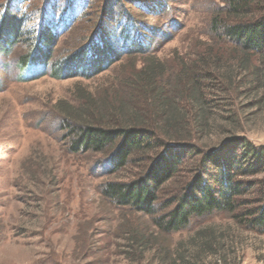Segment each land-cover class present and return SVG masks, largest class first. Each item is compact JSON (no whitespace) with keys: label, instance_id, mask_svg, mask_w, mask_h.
Segmentation results:
<instances>
[{"label":"rangeland","instance_id":"1","mask_svg":"<svg viewBox=\"0 0 264 264\" xmlns=\"http://www.w3.org/2000/svg\"><path fill=\"white\" fill-rule=\"evenodd\" d=\"M11 1L0 0V11ZM69 1L19 0L14 10L28 14L22 31L36 30L51 19L52 10L66 8ZM87 1L83 12L58 32L47 66L24 68L21 60L32 48L23 34L0 49V264H151L148 254L144 263L129 262L122 254L123 239L118 232L122 219L137 223L142 217L105 201L101 191L106 182L139 176L156 152L139 150L115 169L110 163L112 149L72 152L62 125L67 110L84 114L89 105L83 99L86 95L107 103L115 96L143 103V92L129 85L133 70L142 65L138 53L121 51L120 60L90 78L51 74L54 63L94 37L102 12L111 3ZM119 1L117 5L112 2V9H126L133 23L142 22L141 42L148 48L147 56L165 63V79L176 73L181 57L194 61L211 43V19L224 5L223 0ZM122 18L107 20L103 24L106 32L119 27ZM252 62L264 69V59L255 57ZM233 65L225 62L220 75L229 74ZM217 78L222 87L221 77ZM217 90L205 91L221 104L210 114L197 147L216 146L231 135L264 144L262 92L248 87L246 78L236 71L235 89ZM196 159L194 155L183 163L159 189V203L181 192L193 175ZM197 231L211 232L219 251L204 253L199 264H264V230L241 227L228 214L215 211L192 219L169 240L191 258L200 239Z\"/></svg>","mask_w":264,"mask_h":264},{"label":"trees","instance_id":"2","mask_svg":"<svg viewBox=\"0 0 264 264\" xmlns=\"http://www.w3.org/2000/svg\"><path fill=\"white\" fill-rule=\"evenodd\" d=\"M113 1L116 5L120 2L111 0L87 45L54 63L50 72L58 78H90L120 60L121 51L138 53L142 65L133 68L129 85L143 92V103H135L131 97L115 96L107 103L83 96L90 105L84 114L73 109L63 114L69 148L99 153L112 149L110 163L115 169L139 150L156 152L136 178L103 185L102 199L142 217L137 223L122 219L118 230L122 254L136 263L146 262L148 254L151 264H199L204 253L219 252L211 232L197 231L200 239L191 258L169 240L192 219L220 211L241 227L264 230V144L254 145L244 136L231 135L216 146L197 147L210 114L221 104L207 90L235 89L236 71L246 78L248 87L264 95V69L252 62L255 57L264 59V0H223V8L211 19V43L194 61L181 57L176 73L168 79L165 63L147 56L148 48L141 42L142 22L133 23L126 9L114 11ZM17 3L19 0H13L1 8L0 49L25 35L32 50L21 60L24 68L47 66L58 32L68 28L89 4L87 0H70L66 8L52 10L51 19L41 22L36 30L22 31L28 14L16 12ZM117 16L123 17L119 27L106 32L103 24ZM227 61L234 65L229 74L220 75ZM217 77H221L222 87ZM194 155L198 159L192 177L178 195L159 203V189Z\"/></svg>","mask_w":264,"mask_h":264}]
</instances>
